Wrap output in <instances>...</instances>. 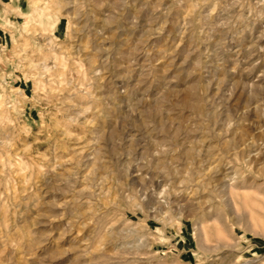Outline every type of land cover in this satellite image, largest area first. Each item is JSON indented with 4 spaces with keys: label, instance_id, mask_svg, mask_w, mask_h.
<instances>
[{
    "label": "rangeland",
    "instance_id": "obj_1",
    "mask_svg": "<svg viewBox=\"0 0 264 264\" xmlns=\"http://www.w3.org/2000/svg\"><path fill=\"white\" fill-rule=\"evenodd\" d=\"M0 264H264V0H0Z\"/></svg>",
    "mask_w": 264,
    "mask_h": 264
}]
</instances>
